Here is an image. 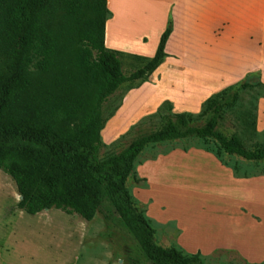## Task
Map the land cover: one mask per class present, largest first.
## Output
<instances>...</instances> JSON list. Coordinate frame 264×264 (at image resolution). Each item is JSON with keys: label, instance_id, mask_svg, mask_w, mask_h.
<instances>
[{"label": "trees", "instance_id": "obj_1", "mask_svg": "<svg viewBox=\"0 0 264 264\" xmlns=\"http://www.w3.org/2000/svg\"><path fill=\"white\" fill-rule=\"evenodd\" d=\"M109 16L107 0H0V170L15 181L23 196L18 207L29 215L55 208L91 221L109 200L153 264H204L200 251L156 241L152 219L127 182L148 145L191 136L211 138L219 150L245 160H264V146L248 148L218 129L240 89L252 85L211 96L196 118L170 113L158 129L102 159L104 104L124 83L148 79L168 55L172 33L169 23L155 55L134 56L142 65L125 75L122 53L105 44ZM202 116L205 123L194 124ZM63 117L75 127L64 126Z\"/></svg>", "mask_w": 264, "mask_h": 264}, {"label": "rangeland", "instance_id": "obj_2", "mask_svg": "<svg viewBox=\"0 0 264 264\" xmlns=\"http://www.w3.org/2000/svg\"><path fill=\"white\" fill-rule=\"evenodd\" d=\"M121 60L125 75L142 65L140 59L131 55H121ZM242 82L252 86L240 89L237 104L224 112L218 129L253 149L264 146V126L257 122L259 104L264 98V72L239 83ZM143 83H124L104 104L102 159L119 153L139 135L158 129L170 113L187 112L196 118L203 112L206 100L216 94L189 109L178 98L177 107L170 100L156 106L166 96L167 88L149 83L141 86ZM207 117L196 119L194 124H204ZM61 121L67 128L75 127L68 118ZM219 149L211 138L191 136L150 144L139 155L127 185L138 207L144 211L147 206L150 208L147 215L160 245L178 246L179 228L185 227L182 242L190 252L217 241L235 243L244 236L235 224L247 227L245 230L251 228L247 209L256 206L264 212V181H256L264 173V160L249 161ZM235 170L241 176H249V181L236 178ZM155 194L157 201L153 202ZM19 201L15 181L0 170V264H132L135 260L153 264L109 200L91 221L55 208L29 215L19 209ZM160 201L167 206L164 226L153 219L164 213ZM178 218L183 225L176 222ZM202 255L204 264H246L229 251Z\"/></svg>", "mask_w": 264, "mask_h": 264}, {"label": "crops", "instance_id": "obj_3", "mask_svg": "<svg viewBox=\"0 0 264 264\" xmlns=\"http://www.w3.org/2000/svg\"><path fill=\"white\" fill-rule=\"evenodd\" d=\"M107 5L110 16L105 44L124 56L152 58L163 32L169 23L172 25L166 45L168 55L141 85L167 88L168 95L166 92L156 106L170 100L177 107L178 98L189 109L252 74L264 72V0H107ZM257 122L264 126V98ZM218 166L228 167L222 163ZM234 176L245 181L250 178ZM256 181L261 184L264 174ZM154 197L153 202L157 201L156 194ZM158 203L165 210L161 217L153 219L164 226L167 206L162 201ZM146 209L149 212L148 206ZM247 210L251 228L245 230L247 227L235 224L247 240L217 241L190 252L182 242L185 227L179 228L177 245L187 252L205 255L229 251L247 263L260 264L264 262V212L256 206ZM178 219L179 226L183 225Z\"/></svg>", "mask_w": 264, "mask_h": 264}, {"label": "water", "instance_id": "obj_4", "mask_svg": "<svg viewBox=\"0 0 264 264\" xmlns=\"http://www.w3.org/2000/svg\"><path fill=\"white\" fill-rule=\"evenodd\" d=\"M23 198V196H20V200Z\"/></svg>", "mask_w": 264, "mask_h": 264}]
</instances>
